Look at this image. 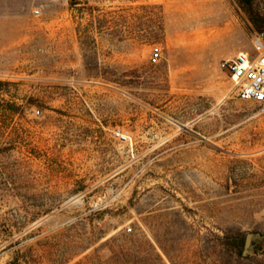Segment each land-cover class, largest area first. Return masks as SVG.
Returning a JSON list of instances; mask_svg holds the SVG:
<instances>
[{"label":"rangeland","instance_id":"1","mask_svg":"<svg viewBox=\"0 0 264 264\" xmlns=\"http://www.w3.org/2000/svg\"><path fill=\"white\" fill-rule=\"evenodd\" d=\"M262 29L264 0H0V264H264V112L220 68Z\"/></svg>","mask_w":264,"mask_h":264},{"label":"built area","instance_id":"2","mask_svg":"<svg viewBox=\"0 0 264 264\" xmlns=\"http://www.w3.org/2000/svg\"><path fill=\"white\" fill-rule=\"evenodd\" d=\"M252 46L253 53L238 51L232 56L223 58L220 68L232 80L235 94L241 99L258 103L260 111L264 112V29L254 33ZM160 56V47L153 46L151 62L156 63ZM126 231L130 232L131 228L127 227Z\"/></svg>","mask_w":264,"mask_h":264},{"label":"trees","instance_id":"3","mask_svg":"<svg viewBox=\"0 0 264 264\" xmlns=\"http://www.w3.org/2000/svg\"><path fill=\"white\" fill-rule=\"evenodd\" d=\"M247 5H250L251 0H243ZM261 23H258L257 25H260Z\"/></svg>","mask_w":264,"mask_h":264},{"label":"water","instance_id":"4","mask_svg":"<svg viewBox=\"0 0 264 264\" xmlns=\"http://www.w3.org/2000/svg\"><path fill=\"white\" fill-rule=\"evenodd\" d=\"M181 126L185 128V126H184V125H181Z\"/></svg>","mask_w":264,"mask_h":264}]
</instances>
